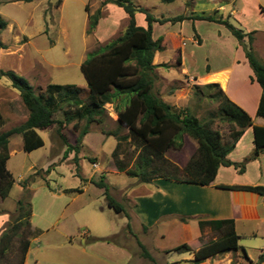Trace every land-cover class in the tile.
<instances>
[{"label": "trees", "instance_id": "trees-1", "mask_svg": "<svg viewBox=\"0 0 264 264\" xmlns=\"http://www.w3.org/2000/svg\"><path fill=\"white\" fill-rule=\"evenodd\" d=\"M31 2L33 0H23ZM170 3L175 0H162ZM62 0L58 1L60 5ZM112 3L122 7L129 17L124 32L115 39L100 45L89 52L81 67L87 79L89 94L86 98L80 97V89L74 85L50 83L45 93L35 92L29 80L13 70L0 69V77L10 80L11 86L19 91L20 97L28 109V118L18 126L0 132V197L6 199L14 184L15 178L8 169L10 158V139L14 135H21L23 148L31 152L44 146V139L39 131H44L57 125V134L65 145L63 158L69 152H75L74 160H79L83 137L88 133L92 123H103V116L107 113L106 105L113 104L118 116V128L106 131L117 139V146L113 152V159L117 170L136 177L139 182L150 183L154 179L164 178L190 184L207 186L213 183L220 166L234 165L240 172H244L248 161L257 158L264 152V126L254 125L255 150L242 162H233L228 158L237 141L245 130L253 125L252 117L241 106L232 101L217 83L195 85L194 94L218 103L216 112L201 119L193 109L186 107L175 109L165 102L154 90L156 80L155 53L163 51L166 47L163 37L153 38V24L166 22L176 23L186 19L214 21L225 25L232 35L244 48L249 65L253 69L256 81L262 87L257 115L264 117V63L253 51L252 33H245L234 25L229 17L217 15L178 14L172 17L156 16L144 7L135 4L133 0H102L101 6L94 12H89L87 33H92L102 17V8ZM89 11V5H87ZM145 14L147 26H140L136 22L137 13ZM8 21L0 15V35L7 28ZM247 39V40H246ZM6 44L0 40V48ZM178 62L181 59L178 58ZM169 67L168 64H162ZM64 105V118L56 119L57 111ZM77 120L75 128L85 120V126L75 139V143L64 134L66 125ZM228 122L231 125L230 139L225 141L222 133L214 128L216 121ZM3 114L0 104V125ZM127 128L126 134H119L118 129ZM194 139L197 143L195 152L184 166H180L169 159L170 151H182L185 147L186 137ZM129 142L133 146L135 156L132 163L126 161V153L121 157L123 144ZM93 183L103 188L107 204L116 212L121 213L125 208L111 194L109 184L102 176ZM224 189H236L256 192L264 196L262 185H220ZM73 191L80 192L77 188ZM31 195V194H30ZM32 203L19 200L16 214L12 221L0 233V264H25L27 254L31 247V239L35 234L32 228ZM210 225L218 237L193 251L190 243H182L173 250L176 252H194L193 262L198 264L209 257L225 252L236 251L241 248L240 236L235 229V221L212 220L201 221ZM130 233L131 227L128 224ZM19 238L15 260L10 254L16 239ZM107 242H116L117 235L108 238H95ZM143 257L152 262L155 258L147 248L138 240ZM264 260V253L260 261Z\"/></svg>", "mask_w": 264, "mask_h": 264}, {"label": "rangeland", "instance_id": "rangeland-1", "mask_svg": "<svg viewBox=\"0 0 264 264\" xmlns=\"http://www.w3.org/2000/svg\"><path fill=\"white\" fill-rule=\"evenodd\" d=\"M58 1H0V15L12 25L10 28L7 26L0 37L6 44L5 48H0V69L13 70L26 77L37 93H45L48 84L57 83L76 86L80 89V97L86 98L89 88L81 65L85 56L88 55L86 51L92 52L100 46L93 32L86 34V27L89 24V12L92 14L96 11L94 7V9L91 8V5L98 3L99 6L102 0H63L64 4L61 6L58 5ZM140 1L156 16L182 14L185 7V0H176L172 3L162 0ZM262 1L264 3V0ZM87 5H89V11ZM110 17V21H114L117 27L121 28V31L115 34L116 38L124 32L126 21L119 13ZM230 21L238 26L235 19L231 18ZM202 23L201 30L205 31L209 24ZM158 29L160 28H157L156 32ZM193 33V26L190 23L184 24L183 34L190 37ZM187 44L190 50L191 45L188 39ZM188 60L191 64V58ZM172 85L169 87H173ZM194 90V87H191L189 103L184 108L193 109L201 119L207 118L210 112L217 111L218 103L209 99L197 106L199 97L194 94ZM0 104L3 114L0 132L20 125L28 118L29 112L19 91L11 86L10 80L6 77H0ZM69 108L64 105L63 109L57 111L55 118L63 119L64 109ZM106 109L103 123L94 122L90 125L93 132L87 138L86 144L81 147L78 161L74 160L75 152L68 153V156L72 155L69 160L62 158V150L66 147L57 134V125L40 131L45 145L31 152L24 150L21 135H14L10 139V149L13 153L7 166L15 178V184L6 199L3 200L0 197V233L12 221V215L16 214L19 200H24L26 203L31 201L33 212L31 222L43 228L42 236L32 243V254L37 256L35 258L39 260V264L48 262L47 254L53 246L60 248L57 249L59 252H68L74 249L69 245V241L72 240L79 249L82 247V239H88L90 235L112 236L115 234L117 235L116 243L120 241L122 244H127L129 237L135 244L139 240L156 260L152 262L143 257L145 259L143 264H166L168 260L176 256L173 252L167 256L166 252L162 251L180 243L184 234L180 231H172L171 236L163 238L161 232L164 228L161 223L154 224L149 233L144 234L142 226L146 225L143 222L147 220L145 221L141 213L145 214V211L135 210L124 197V189H120L127 183L139 180L125 172L105 171L107 163L111 167L115 165L110 156L112 157L117 146V139L113 135L101 136L99 131H114L118 128L116 121L118 116L113 105L107 104ZM76 122L77 120L72 121L64 129V134L71 143H75L77 135L85 126V120H82L79 128H75ZM214 128L222 133L225 141L230 139L231 125L228 122L217 120ZM118 130L121 135L127 133V128ZM196 148V141L187 136L184 149L170 151L167 156L174 163L184 166ZM125 152H127L126 161L132 163L135 153L129 142L123 144L120 151L121 157ZM94 156L103 166L102 169L94 167L92 161ZM102 176H105L107 183L115 185L116 188H112L108 183L110 194L124 206V212L118 213L106 206L105 190L93 183V181H99ZM84 185L88 189L82 195L71 191L82 188ZM186 191L188 194L193 193L191 188ZM89 198L95 201V206L103 205L106 208L98 217L91 213L92 207L86 209L79 207ZM53 202L52 210L48 214L49 203ZM146 212V215L151 217V221L160 216L161 209L155 207L150 210L149 208ZM53 223L59 224L60 228L51 227ZM128 224L135 235L134 238L129 235ZM18 241L19 238L16 239L13 252L10 254L13 260L16 257ZM245 243V239L240 240V244ZM190 245L192 246V243ZM240 253L242 254V250ZM33 257L30 259L31 263ZM235 263L236 260L233 264ZM133 264L139 263L134 261Z\"/></svg>", "mask_w": 264, "mask_h": 264}, {"label": "crops", "instance_id": "crops-1", "mask_svg": "<svg viewBox=\"0 0 264 264\" xmlns=\"http://www.w3.org/2000/svg\"><path fill=\"white\" fill-rule=\"evenodd\" d=\"M141 2L137 0L135 4L149 9L147 6H143ZM63 4L64 1L62 0L59 6ZM91 6L97 10L101 3L99 6L98 3ZM215 12L224 18L235 19L239 28L245 33H252L253 51L264 63L263 1L190 0L188 2L185 0L182 14L212 15ZM118 13L126 21L123 29L125 30L129 17L122 7L109 3L102 8V17L93 31L99 45L115 39V34L121 31V28L117 27V23L109 19L111 15ZM135 17L138 25L147 26L145 14L139 12ZM202 22L209 24L205 31L201 30ZM186 23H190L194 29V33L190 37L183 34ZM11 26L8 22V27ZM157 28L160 29L156 32ZM159 37H163L166 47L163 51L156 52L154 57V64L157 65L155 92L168 104L182 109L189 103L191 87L210 83L219 84L226 95L246 110L253 120V125L245 130L228 155L231 161L242 162L255 150L254 125L264 126V117L257 115L262 87L255 79L244 48L225 25L207 20L186 19L182 22H166L164 24L155 22L153 24V38ZM187 39L191 45L190 50H188ZM86 53H89L88 50ZM178 58L181 59L180 63ZM188 58H191V64H189ZM162 64H168L169 67H163ZM176 82H178L177 85ZM171 85L173 87H169ZM205 100L206 98L201 100L199 98L197 106H200ZM92 132L93 130L89 128L88 133L83 137L82 146L86 144L87 138ZM99 133L101 136H108L102 131ZM62 151L64 154L65 148ZM12 153L10 149V155ZM71 156V154L67 156L66 160L71 159ZM93 158L94 167L102 169L103 166L98 158L96 156ZM110 158L113 159L111 156ZM105 171L108 173L120 172L116 165L111 167L109 163L105 166ZM108 183L111 185L110 182ZM220 185L264 186V152L257 158L248 161L244 172H240L234 165L220 166L215 180L207 186L157 178L150 183L133 181L127 183L123 188L121 186L120 189H124V197L128 199L129 204L135 210L145 211V214L141 213L145 221L147 220L143 222L146 225L142 226L144 234L149 233L150 228L157 223H161L164 228L161 232L163 238L171 236L172 231H180L184 234L180 243L162 251L166 252L167 256L171 255V252L176 254L166 264H196L193 262L195 257L193 251L218 237V233L210 225L204 224L201 228L200 222L227 219L235 221V229L240 240L245 239L246 243L242 245L239 240L241 248L238 250L209 257L198 264H233L234 260H236L235 264H264V260L260 261V256L264 253V196L252 191L224 189ZM111 186L116 188L114 184ZM189 188L192 189L193 193H187L186 190ZM80 189L81 191L77 193L82 195L88 187L84 185ZM94 202L93 199L89 198L83 201L79 207L84 209L92 207L91 213L98 217L106 208L103 205L97 207ZM49 204L48 214H50L54 202ZM155 207L161 209V214L150 221L151 217L146 215V211ZM56 226L60 228L59 224H51V227ZM32 228L35 230V234L31 239V247L25 264H39V260L35 258L37 256L32 254V243L42 236L43 228L39 224H32ZM129 235L135 237L134 233H129ZM112 236L90 235L88 239H82V247L79 249L71 240L69 245L74 249L68 252L57 251L60 248L55 245L50 248L51 250L47 254L49 260L46 264H133L134 261L139 264L144 263L145 257L143 258L140 253V246L138 243L135 244L131 237H126L127 244H122L120 241L114 243L95 240V238ZM182 243H192L193 251L176 252L173 250ZM240 250H242V254ZM31 257H33L32 263L30 262Z\"/></svg>", "mask_w": 264, "mask_h": 264}]
</instances>
